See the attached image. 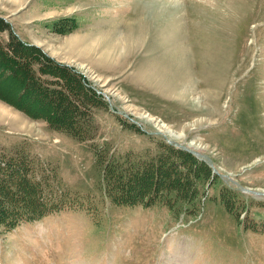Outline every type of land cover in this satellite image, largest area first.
<instances>
[{
    "label": "rangeland",
    "instance_id": "rangeland-1",
    "mask_svg": "<svg viewBox=\"0 0 264 264\" xmlns=\"http://www.w3.org/2000/svg\"><path fill=\"white\" fill-rule=\"evenodd\" d=\"M0 18L10 28L0 46L12 32L95 95L79 91L93 136L76 139L51 110L15 104L47 100L1 63L0 155L21 152L41 199L64 202L0 226V264H264V195L229 179L264 192V0H0ZM31 67L61 88L57 69ZM164 141L208 155L220 173L200 188L196 214L186 203L118 205L106 191L98 154L142 160Z\"/></svg>",
    "mask_w": 264,
    "mask_h": 264
},
{
    "label": "trees",
    "instance_id": "trees-1",
    "mask_svg": "<svg viewBox=\"0 0 264 264\" xmlns=\"http://www.w3.org/2000/svg\"><path fill=\"white\" fill-rule=\"evenodd\" d=\"M9 29V24L0 18V31ZM10 39L13 44L9 43L5 48L0 46V65L7 63L14 66L15 71L12 72L11 67L8 69L12 78L16 77L20 82L25 80L24 84L27 82L39 98L47 100L43 109H31L18 102L15 104L39 117L43 110H51L54 116L47 118L56 129L79 140L90 139L93 136L91 122L86 119L81 105L85 104V99L93 101L95 95L84 90L80 75L41 54L48 63L40 56L38 48L20 41L12 32ZM34 62L40 66L42 73L52 71L56 75L57 69L59 78L63 80L60 90L50 91L47 85L43 86L36 79L31 67ZM70 90L73 96L68 93ZM79 91L85 92V99ZM28 160L21 152L10 158L0 155V226L5 230L13 228L22 219L40 218L63 208L64 201L51 199L49 204L41 199L39 184H32L31 177H28ZM98 160L105 166L106 191L116 204L150 206L165 203L172 206L186 203L191 215L200 212L199 206H196L201 197L200 188L207 185L213 173L208 164L168 142L160 145L156 155L142 160L130 156L124 160L107 159L99 154Z\"/></svg>",
    "mask_w": 264,
    "mask_h": 264
},
{
    "label": "water",
    "instance_id": "water-1",
    "mask_svg": "<svg viewBox=\"0 0 264 264\" xmlns=\"http://www.w3.org/2000/svg\"><path fill=\"white\" fill-rule=\"evenodd\" d=\"M176 145L179 146V147H181V148H183V149H185V150H187V151H189L190 153L194 154L196 157L202 159V160L205 161L210 167L213 168V171H214V172H218L217 169H216V167H215V165H214V161H213L208 155H206V154H202V153H200L199 151L194 150V149H191L190 147H187L186 145L181 144V143H178V142L176 143ZM218 173H219V172H218ZM219 174H220V173H219ZM229 179H230V181H233L234 183H236V184L240 187L241 190L246 191V192H249V193L259 194V192H256V191L251 190V189H249V188H246V187L240 186V184H239L237 181L233 180L232 178H229ZM262 194H264V193H262Z\"/></svg>",
    "mask_w": 264,
    "mask_h": 264
},
{
    "label": "bare ground",
    "instance_id": "bare-ground-1",
    "mask_svg": "<svg viewBox=\"0 0 264 264\" xmlns=\"http://www.w3.org/2000/svg\"><path fill=\"white\" fill-rule=\"evenodd\" d=\"M256 192H258V191H256ZM264 193V192H263ZM258 196H263L262 195V192H259V194H257ZM186 244V243H185ZM186 246H187V244H186ZM186 252L188 253V249H186ZM190 259V258H189ZM183 261H184V263H185V261H186V257L185 256H183Z\"/></svg>",
    "mask_w": 264,
    "mask_h": 264
}]
</instances>
